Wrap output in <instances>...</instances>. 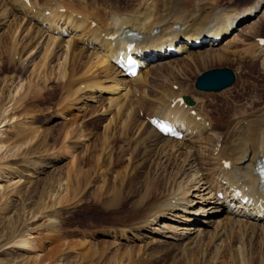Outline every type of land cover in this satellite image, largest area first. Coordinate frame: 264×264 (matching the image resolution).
I'll use <instances>...</instances> for the list:
<instances>
[{"label":"bare ground","instance_id":"1","mask_svg":"<svg viewBox=\"0 0 264 264\" xmlns=\"http://www.w3.org/2000/svg\"><path fill=\"white\" fill-rule=\"evenodd\" d=\"M103 1L86 6L75 0H0V16H5L6 7L16 23V33L31 43L27 52L18 56L27 72L29 88L39 85L40 78H47L46 71V77L42 75L45 67L61 51L65 64L70 65H65L62 72L65 85L61 97L67 101L66 108L83 109L88 100L95 101L103 116L122 114L136 119L139 129L148 130V147L163 155L176 152L183 156L186 172L134 227L139 231L136 238L148 248L168 241L189 246L198 238H207L208 227L216 224L218 235L226 230L258 234L260 245H264V102L254 106L264 95H246L244 101L233 102V111L222 127L213 119L209 103L194 94L200 91L193 89L188 79V72L198 66L226 61L231 55L240 63L245 61L243 65L259 61L264 55L259 27L244 26L233 37L230 34L243 19L260 12L264 0L234 12L206 0H132L131 6L115 7ZM128 28L137 31L133 34L137 41L134 47L128 44ZM249 37L256 41L249 44ZM33 56L38 60L33 62ZM129 56H136L139 62L136 74L128 70ZM245 83L236 88V95L241 94L242 86V92L246 91ZM186 94L192 101L183 99ZM144 102L152 107L147 109V118L141 119L139 111ZM153 115L170 120L182 136L159 130L149 120ZM26 127L31 134L33 128ZM15 154L12 151L7 158ZM10 175L6 184L11 188L24 177L17 170ZM236 189L242 193L236 194ZM247 195L249 200L244 201ZM33 229L25 231L31 233ZM114 232L127 237L129 229L119 227ZM21 239L30 244L26 238ZM258 255L256 264H264V251ZM250 260H244V264Z\"/></svg>","mask_w":264,"mask_h":264},{"label":"rangeland","instance_id":"2","mask_svg":"<svg viewBox=\"0 0 264 264\" xmlns=\"http://www.w3.org/2000/svg\"><path fill=\"white\" fill-rule=\"evenodd\" d=\"M75 1L86 6L101 2ZM131 1L103 2L115 7L131 6ZM206 1H216L234 12L256 0ZM4 9L5 16H0V197L5 195L0 198V264H244L247 259L252 260L249 264H256L258 254L264 251L260 236L243 235L237 230L218 235L217 224L208 227L207 238H198L189 246L168 241L148 248L136 238L137 222L173 190L183 174V156L176 152L163 155L148 147V130L139 129L136 119L122 114L103 116L95 101L88 100L83 109L66 108L67 101L61 94L67 61L61 51L45 67L42 75L46 71L47 78H40L39 85L29 88L27 72L18 56L25 54L31 43L16 33V23ZM244 26L259 27L258 37L264 36V3L260 12L235 25L230 35L233 37ZM254 38L246 42L251 44ZM231 56L229 61H209L188 72L192 88L200 91L194 94L209 103L213 119L222 127L233 111V102L244 101L246 95H264V72L260 69L264 55L253 65H243L245 61L240 63L236 57L231 60ZM32 59L38 60L35 56ZM218 66L233 68V85L218 91L195 87L198 75ZM244 81L246 91L242 92V86L241 94L236 95V88ZM263 100L264 96L254 106H261ZM149 104L142 103L141 119L152 107ZM112 115L114 118H110ZM110 119L113 121L107 125ZM26 126L33 128V135L26 132ZM12 151L15 156L7 158ZM15 170L24 177L12 189L7 187V180ZM49 216L54 219L50 221ZM28 227L35 229L28 233ZM119 227L129 229L127 237L115 234ZM21 238L30 244H24Z\"/></svg>","mask_w":264,"mask_h":264},{"label":"water","instance_id":"3","mask_svg":"<svg viewBox=\"0 0 264 264\" xmlns=\"http://www.w3.org/2000/svg\"><path fill=\"white\" fill-rule=\"evenodd\" d=\"M236 74L229 66H218L198 75L195 85L201 89L224 88L235 81ZM189 98V96H186Z\"/></svg>","mask_w":264,"mask_h":264},{"label":"snow or ice","instance_id":"4","mask_svg":"<svg viewBox=\"0 0 264 264\" xmlns=\"http://www.w3.org/2000/svg\"><path fill=\"white\" fill-rule=\"evenodd\" d=\"M164 130H166V131H167V130H169V129L165 128Z\"/></svg>","mask_w":264,"mask_h":264}]
</instances>
